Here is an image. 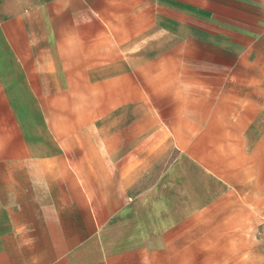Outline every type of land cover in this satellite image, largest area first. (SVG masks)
<instances>
[{
    "label": "crops",
    "instance_id": "crops-1",
    "mask_svg": "<svg viewBox=\"0 0 264 264\" xmlns=\"http://www.w3.org/2000/svg\"><path fill=\"white\" fill-rule=\"evenodd\" d=\"M147 54L220 97L146 144L86 122L88 79ZM0 264H264V0H0Z\"/></svg>",
    "mask_w": 264,
    "mask_h": 264
},
{
    "label": "rangeland",
    "instance_id": "rangeland-1",
    "mask_svg": "<svg viewBox=\"0 0 264 264\" xmlns=\"http://www.w3.org/2000/svg\"><path fill=\"white\" fill-rule=\"evenodd\" d=\"M148 56V59L145 57ZM142 59L117 61L116 76L95 77L93 82V91L85 92V109L84 117L88 122L89 118H115L116 124L112 126L116 131H123L133 135L134 142L139 144L148 143L142 141L141 135L148 128L157 126L148 125L150 117L160 118L169 112L168 102L173 96H177L176 100H183V95H193L197 101H216L220 97V93L216 92H197L194 94L172 93L166 91L173 85H221V78L213 79L206 77H184V76H157L156 69L164 68L162 63L159 64L152 60L154 54L141 55ZM181 66L186 63L180 62ZM167 68V66H165ZM86 88H88L86 86ZM111 92H108V90ZM231 95V94H230ZM197 113L204 114V109L197 108ZM73 110H70L68 116L72 117ZM103 122V121H102ZM125 123V124H124ZM71 127V126H70ZM87 127V125H86ZM109 127L107 124L101 123L97 126V130L101 131ZM167 131L165 126H160ZM252 243L251 236L229 237V244H245Z\"/></svg>",
    "mask_w": 264,
    "mask_h": 264
}]
</instances>
